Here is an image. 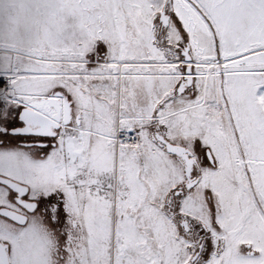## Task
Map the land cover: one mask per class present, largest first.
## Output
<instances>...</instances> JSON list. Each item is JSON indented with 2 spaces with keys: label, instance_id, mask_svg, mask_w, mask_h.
Returning a JSON list of instances; mask_svg holds the SVG:
<instances>
[{
  "label": "snow or ice",
  "instance_id": "obj_1",
  "mask_svg": "<svg viewBox=\"0 0 264 264\" xmlns=\"http://www.w3.org/2000/svg\"><path fill=\"white\" fill-rule=\"evenodd\" d=\"M0 264H264V0H0Z\"/></svg>",
  "mask_w": 264,
  "mask_h": 264
}]
</instances>
